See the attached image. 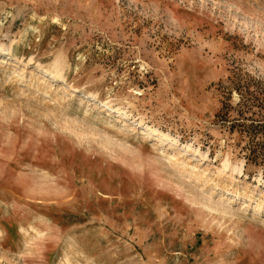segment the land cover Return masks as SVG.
<instances>
[{
  "label": "rangeland",
  "instance_id": "rangeland-1",
  "mask_svg": "<svg viewBox=\"0 0 264 264\" xmlns=\"http://www.w3.org/2000/svg\"><path fill=\"white\" fill-rule=\"evenodd\" d=\"M263 97L264 0H0V264H264Z\"/></svg>",
  "mask_w": 264,
  "mask_h": 264
},
{
  "label": "trees",
  "instance_id": "trees-1",
  "mask_svg": "<svg viewBox=\"0 0 264 264\" xmlns=\"http://www.w3.org/2000/svg\"><path fill=\"white\" fill-rule=\"evenodd\" d=\"M253 114L255 118L252 116L245 118L249 123L242 125L246 136L250 137L246 143L248 147L246 158L249 162L260 164L264 172V97L260 99V111Z\"/></svg>",
  "mask_w": 264,
  "mask_h": 264
},
{
  "label": "bare ground",
  "instance_id": "bare-ground-1",
  "mask_svg": "<svg viewBox=\"0 0 264 264\" xmlns=\"http://www.w3.org/2000/svg\"><path fill=\"white\" fill-rule=\"evenodd\" d=\"M149 129V128H148ZM150 132H153V130H150Z\"/></svg>",
  "mask_w": 264,
  "mask_h": 264
}]
</instances>
